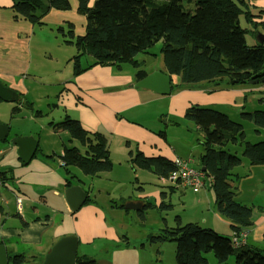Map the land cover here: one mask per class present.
Masks as SVG:
<instances>
[{"label":"crops","instance_id":"1","mask_svg":"<svg viewBox=\"0 0 264 264\" xmlns=\"http://www.w3.org/2000/svg\"><path fill=\"white\" fill-rule=\"evenodd\" d=\"M69 1L71 12H64L61 15L70 19L75 30V19H80L76 13L79 0ZM96 1L89 0L91 7ZM248 1L255 14L259 11L264 12V0ZM14 4L15 0H0V83L16 91L20 100L18 103L0 101V106L7 104L5 105L7 107L0 108V114L2 111L5 113L3 118L7 117L6 112L13 117L15 107L26 105L27 97H30L31 93L48 97L50 90H54L52 94L55 97L66 95L76 100V110L72 117L78 120L85 130L101 133L107 137V140L111 138L120 140L121 143L128 142L130 146L134 145L133 152L139 150L148 158L164 157L171 161L181 158L180 152L167 144L159 134L163 133L162 128L146 127L142 124V120H150L152 115L159 117L162 122L163 117H168L169 114L161 113L162 111L156 114L146 111L147 105L160 101L163 97L150 89L136 88L134 85L139 81L135 80L137 71L131 74L129 69L126 70V64L121 65V70L116 67L95 66L74 76L72 58L77 54L76 47L71 44H58L57 40L54 44L47 43L45 38L51 34L48 27L31 23L14 9ZM59 12L55 9L51 10L46 23L54 22L56 25L62 23L63 21L57 17ZM255 21L264 22V14L262 19L257 18ZM81 23L84 29L76 32L73 30L76 37L86 33L87 20H82ZM248 25L252 26V24ZM255 27L257 29L252 26L253 30L264 36L263 27L260 24ZM258 44H260L259 38L254 45L248 46L253 48ZM90 63H93L92 58H84V65ZM155 71L166 73L165 67ZM48 72L51 74L48 75ZM153 72L154 70L147 71V75ZM170 77L171 85H180V77ZM258 85L259 88L252 84L215 88L211 83H201L176 93H172L171 89L172 95L165 100L167 109L171 111L180 109L182 113L192 106H200L215 110L221 107L232 109L237 115L242 111L252 114L258 111H253L255 109L253 103L257 101L254 94L257 90H261L262 83ZM7 122L0 117V124H8ZM166 125H170V120L165 121ZM167 129L168 127L166 131ZM195 129L199 130L197 126ZM253 132L257 140L248 141L249 143L264 142V129L254 128ZM61 134L68 135L67 132H58L57 136ZM61 146L64 147V144L58 139L55 147L46 148L42 158L36 159L38 146L29 164H24L18 157L22 165H31L29 169L19 175L16 174L17 178L14 174L17 163H10L6 159L5 163H2L3 150H0V178L4 181L0 189V245L4 244L7 248L8 256L11 257L9 264L12 257L17 255L25 257L24 264H43L46 254L59 239L69 236L78 239L77 256H87L95 260L94 256L87 252L88 246L95 244L97 240L111 242L119 238L114 227L106 219L110 210H104L91 202L84 204L78 212H71L69 209L64 191L69 187L67 183L71 182L72 173L71 166L62 164L64 149L62 150ZM238 147V145H230L227 150L241 156L243 150L239 154ZM9 153L12 152L8 151ZM206 178L210 180L212 187L213 178L206 174L204 187L208 183ZM230 180L236 188L237 201L252 210V225L245 230L246 237L242 235L238 237L239 242L242 243L241 248H250L264 254V165H252L249 160L242 158L241 165L232 170ZM79 185L81 186L80 183L71 182L70 187ZM81 187L89 197V191ZM186 191L183 189L182 194ZM162 195L165 198L167 193L163 192ZM17 197L23 199L22 214H18L17 211ZM11 202H15L14 208H11L13 205ZM202 202L203 200L199 198L198 203L203 205ZM133 203L139 204L137 201ZM209 203L206 209L210 218L208 214L202 215L204 225H200L233 238L235 233L231 229L232 223L217 213L212 198L211 202L209 199ZM140 205L142 209L143 204ZM107 247L106 245V250ZM98 263L116 264L113 259Z\"/></svg>","mask_w":264,"mask_h":264},{"label":"trees","instance_id":"2","mask_svg":"<svg viewBox=\"0 0 264 264\" xmlns=\"http://www.w3.org/2000/svg\"><path fill=\"white\" fill-rule=\"evenodd\" d=\"M14 9L33 24H42L41 18L51 9L68 10L69 0H15ZM78 11L86 16V33L74 35V26L62 33L74 45L77 54L72 58L73 75L78 76L95 67H116L130 64L137 70L135 80L147 76L142 63L136 58L162 42L161 52L165 72L178 76L180 85H171L172 92L211 83L216 88L247 85L264 77V43L251 48L246 42L247 29L241 18L257 29L264 22V12L254 13L248 0H97L92 7L89 0H79ZM93 63L84 65V58ZM21 102V101H20ZM32 107V103H26ZM185 119L198 127L204 136L205 153L200 162L213 178L217 213L229 220L234 237L219 234L200 224L188 223L164 230L150 237L153 244L174 242L177 264H210L207 255L212 253L218 264H264V254L250 248L234 246V238L241 236L252 225V210L237 201L236 188L231 182L232 170L246 158L252 165H264V142L251 144L245 141L243 125L233 121L226 113L192 106ZM257 129H264V112L242 113ZM58 132H67L80 147H66L61 157L63 166L79 168L87 176L109 172L113 162L106 136L85 130L78 120L68 115L53 125ZM164 139L165 134L159 133ZM128 147L130 144L126 143ZM242 145L241 156L228 152L230 145ZM132 163L166 177L176 170L173 162L164 157L148 158L139 150ZM205 184V179H204ZM71 182L67 183L70 187ZM90 203L87 198L86 205ZM147 205L143 206L146 207ZM124 208V206H121ZM143 214V213H142ZM11 258V257H9ZM13 264H24L25 257H12ZM76 264H99L93 258L77 256Z\"/></svg>","mask_w":264,"mask_h":264},{"label":"rangeland","instance_id":"3","mask_svg":"<svg viewBox=\"0 0 264 264\" xmlns=\"http://www.w3.org/2000/svg\"><path fill=\"white\" fill-rule=\"evenodd\" d=\"M46 2L47 0H43V3ZM89 6L91 7L90 4ZM70 9L58 10L60 12L57 17L63 21L62 23L59 22L57 25L54 22L46 23L50 11L53 10L51 9L41 18L42 24H36L40 27H48V31L52 35L49 34L45 38L47 43L54 44L57 40L58 44L63 45L64 43V45H69L65 44V40H69L68 35L66 34L65 37L61 31L62 29L68 31V27L72 22H70L68 17L62 16L61 13L71 12ZM76 13L80 19H75V32L84 29L81 21L86 20V16L83 13L79 11H76ZM241 25L248 30L246 33L247 44L249 46L254 45L258 40L256 30H253L252 26L246 24L243 18H241ZM161 49L162 42H159L148 54L137 56L136 59L142 63V69L150 72L165 67ZM125 68L126 70L129 69L131 74L137 71L130 64H126ZM50 74L48 72V75ZM256 86L259 88L260 85ZM182 89L184 88H179L172 93H176ZM54 92V90H50V93L47 94L48 97L31 93L30 97H27V100L32 103V107L17 105L19 108L15 107L13 117H11L10 113L7 114L6 112L7 117L3 118L5 116L3 111L0 114L3 120L8 121L6 125L10 128L7 142L0 141V150L4 151H2L1 161L5 163L4 160L6 159L10 163H17V171L14 170L16 178L18 177L16 174L19 175V173L29 169L28 167L31 164L24 166L20 163L17 147H13L11 143L15 137H36L35 139L38 141L39 146L36 159L42 158V154L46 152V148L55 147L58 144V139H60L61 144H64V147L61 146L62 150L65 147L74 146L81 148L80 143L78 141H72L69 134L57 136L58 131L55 130L53 125L63 121L68 114L73 119L72 116L75 114V105L77 102L75 99L67 97L66 95H58L59 97H55L52 94ZM170 95H161L163 97L161 98L162 100L151 103L145 108L146 111L152 112L153 114L161 111V113L169 114L168 117H163L164 121L160 122L159 117L155 115H152L150 120H142L141 118L139 120H142V124L146 127L162 128L163 134L167 137L165 139L162 137L164 141L175 148L177 152H180L181 159L186 160L188 158L186 156H193L191 158H194L196 161L194 166L201 170L203 166L201 165L200 157L205 152L203 145L204 136L201 131L195 129V125L192 122L185 119V112L182 113L180 109L176 111L167 109L165 99L168 100ZM254 95L257 101L253 103L255 104L253 111L258 110L264 112V92L259 89ZM5 105L7 104H3L0 108L7 107ZM14 106L15 104H13ZM217 111L227 113L233 121L243 125L246 142H254L257 140L253 132L254 128H256L255 125L242 118L241 114L246 111H242L238 115L232 109H222V107L217 109ZM166 120H170L169 126H165ZM167 127L168 129L166 131ZM107 141L109 143L108 150L110 158L113 162L111 171L100 173L96 176H87L77 167L70 168V172L72 173V176H70L72 177L71 182L73 184L80 183L84 189L89 191L90 202L93 204L96 203L104 208V210H110L106 215V219L114 227L119 237L117 241L111 242L97 240L95 244L87 247V252L89 255L94 256L98 262L113 259V262L116 264H177L176 244L174 242L153 244L150 242V237L160 235L166 229L171 230L172 228H177L180 225L184 226L188 223L204 225V216L202 215L208 214L207 216L210 218L206 209L207 205L209 206L210 204L209 199L210 202L211 198L215 202V195L209 183L210 180L206 178L208 183L199 192H195L192 188H187L184 189L187 191L182 194L183 189L169 188L162 185L157 175L151 171L142 169L136 163H132L134 154L130 155V152L133 150L134 145L128 147L126 142L121 143L120 140H112L111 138ZM238 146V152L240 154L243 147L240 144ZM8 151L12 153L8 154ZM60 171L64 172L63 169H60ZM163 192L167 193L165 198L162 195ZM199 198L203 200V205L198 203ZM134 201L143 204V206H147L140 210H126L125 206ZM11 203L13 204L11 208H14L15 202ZM121 206H124V208H121ZM112 208L115 210L111 211ZM106 245L108 246V250H106ZM207 258L210 264H218L212 253L208 254ZM11 264H13V261H11ZM230 264H236L234 258L231 259Z\"/></svg>","mask_w":264,"mask_h":264},{"label":"water","instance_id":"4","mask_svg":"<svg viewBox=\"0 0 264 264\" xmlns=\"http://www.w3.org/2000/svg\"><path fill=\"white\" fill-rule=\"evenodd\" d=\"M260 43H264V36L257 33ZM264 83V77L262 79L251 82L252 85H258ZM136 88H145L154 91L159 95L171 94V77L169 74L161 71H154L148 74L145 78L139 80L135 85ZM19 95L16 91L3 86L0 83V101L7 103H18ZM9 126L6 124H0V141H7L9 134ZM12 146L17 147V154L19 159L24 164H29L34 157L37 148L38 141L34 137H15L12 140ZM202 171L206 173V168L202 167ZM65 199L71 212H78L81 207L86 203L88 194L83 190L81 186H71L65 191ZM126 210H140L141 205L136 203H129L125 206ZM78 254V239L74 236L62 237L51 248L48 254L45 256L43 264H76ZM9 256L7 248L4 244L0 245V264H9Z\"/></svg>","mask_w":264,"mask_h":264},{"label":"built area","instance_id":"5","mask_svg":"<svg viewBox=\"0 0 264 264\" xmlns=\"http://www.w3.org/2000/svg\"><path fill=\"white\" fill-rule=\"evenodd\" d=\"M261 90L264 92V83L261 85ZM176 170L166 177H160L159 180L162 185L167 187H174L180 189L192 188L195 192H199L204 187L205 173L197 169L194 165L196 161L194 158L181 159L176 158L173 161ZM4 181L0 178V189L3 187ZM16 207L18 214H22L24 209L23 199L17 197ZM244 238L246 233L241 234ZM242 243L237 238H234V246L239 247Z\"/></svg>","mask_w":264,"mask_h":264},{"label":"clouds","instance_id":"6","mask_svg":"<svg viewBox=\"0 0 264 264\" xmlns=\"http://www.w3.org/2000/svg\"><path fill=\"white\" fill-rule=\"evenodd\" d=\"M202 170V169H201Z\"/></svg>","mask_w":264,"mask_h":264}]
</instances>
